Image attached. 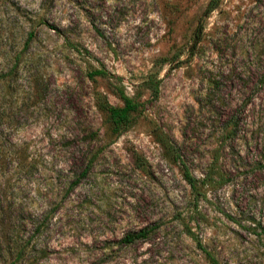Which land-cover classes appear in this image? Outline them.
<instances>
[{
    "label": "rangeland",
    "instance_id": "rangeland-1",
    "mask_svg": "<svg viewBox=\"0 0 264 264\" xmlns=\"http://www.w3.org/2000/svg\"><path fill=\"white\" fill-rule=\"evenodd\" d=\"M209 2L0 0V264H209L187 224L221 264H264V0ZM93 68L142 100L160 70V97L114 143L93 92L123 101Z\"/></svg>",
    "mask_w": 264,
    "mask_h": 264
},
{
    "label": "trees",
    "instance_id": "trees-1",
    "mask_svg": "<svg viewBox=\"0 0 264 264\" xmlns=\"http://www.w3.org/2000/svg\"><path fill=\"white\" fill-rule=\"evenodd\" d=\"M221 0H210L205 13L210 14L215 9L218 8ZM49 25V22L45 20L44 18L38 20V25ZM56 31H60L58 28H54ZM36 34L34 29L30 30L28 32V38L25 41L24 45V51L28 49V45H30V42L35 38ZM193 44L192 49L193 53H195V50L197 48V45L200 41L199 34H194L193 37ZM23 51V52H24ZM23 52H20L14 56L15 65H18V63L21 62ZM181 54V53H180ZM179 55L176 56L177 59ZM173 59V58H172ZM172 59H164L161 62V66H164L166 64L171 63ZM185 60H182L179 62L176 67L181 66ZM160 70L152 71L149 73L141 82L140 87L142 89H145L149 92V98L142 100V93L138 92L136 95H130L126 90V85L123 82V78L121 76H115L114 74L110 73L106 68H93L92 70L88 71V76L91 80L95 81L96 77L101 76L104 78L112 79V85L114 87L115 93L122 99L123 105H114L109 100L108 96L100 91V90H94L93 96L95 105L98 108V110L105 116L106 124H107V136L109 138L108 143H114L116 140L122 136L126 131L133 128L140 120L142 116L145 115V111L147 109V105L151 101H155L160 97L161 93V83L162 78L160 77ZM151 123L152 128V134L157 140L158 143L162 147H164L167 152L171 154L172 157L175 158L177 161L179 156L175 155L174 148L171 144L170 137L167 133H165L161 127L157 125V123L153 120H149ZM93 136L98 137L99 132H93ZM94 157L90 159V162L94 161ZM140 159V156H137V160ZM141 166V164H140ZM183 175L185 180L188 182V184L191 186L192 192L197 198V200L201 199V197L205 196L203 192V186L202 182L205 181V179L201 180L200 178L196 177L194 174L191 173L189 168L184 165L183 166ZM185 223V222H184ZM186 232L192 236L198 243L199 247L204 251L207 260L209 261V264H221V262L218 260V258L210 251L208 248L203 244L201 240L196 236L194 231L188 224L186 225ZM157 230V227L152 226H146L139 230L132 231L127 233L121 240L120 243L122 245H131L139 240H146L152 236V234ZM26 247L21 246L16 253V260L23 259L26 255Z\"/></svg>",
    "mask_w": 264,
    "mask_h": 264
}]
</instances>
